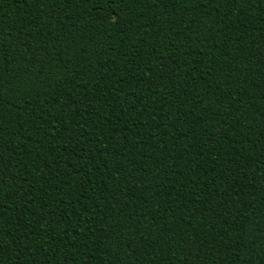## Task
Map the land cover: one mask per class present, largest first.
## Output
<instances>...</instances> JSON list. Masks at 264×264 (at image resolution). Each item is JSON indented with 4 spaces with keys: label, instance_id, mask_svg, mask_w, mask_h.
<instances>
[{
    "label": "trees",
    "instance_id": "16d2710c",
    "mask_svg": "<svg viewBox=\"0 0 264 264\" xmlns=\"http://www.w3.org/2000/svg\"><path fill=\"white\" fill-rule=\"evenodd\" d=\"M0 264H264V0H0Z\"/></svg>",
    "mask_w": 264,
    "mask_h": 264
}]
</instances>
